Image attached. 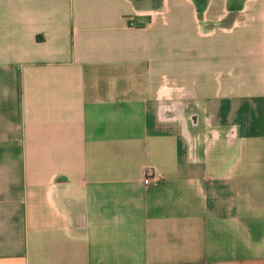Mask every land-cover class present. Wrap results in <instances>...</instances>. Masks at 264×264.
I'll return each mask as SVG.
<instances>
[{"label":"crops","instance_id":"1","mask_svg":"<svg viewBox=\"0 0 264 264\" xmlns=\"http://www.w3.org/2000/svg\"><path fill=\"white\" fill-rule=\"evenodd\" d=\"M0 264H264V0H0Z\"/></svg>","mask_w":264,"mask_h":264},{"label":"built area","instance_id":"2","mask_svg":"<svg viewBox=\"0 0 264 264\" xmlns=\"http://www.w3.org/2000/svg\"><path fill=\"white\" fill-rule=\"evenodd\" d=\"M152 175H153V171L148 170L146 173V176L144 178V182H146V183L149 182L153 177Z\"/></svg>","mask_w":264,"mask_h":264}]
</instances>
